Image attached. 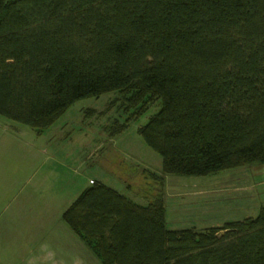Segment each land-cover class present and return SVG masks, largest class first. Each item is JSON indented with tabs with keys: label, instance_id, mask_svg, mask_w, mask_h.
<instances>
[{
	"label": "trees",
	"instance_id": "trees-1",
	"mask_svg": "<svg viewBox=\"0 0 264 264\" xmlns=\"http://www.w3.org/2000/svg\"><path fill=\"white\" fill-rule=\"evenodd\" d=\"M110 92L133 116L111 135L160 102L138 132L163 174L146 204L93 182L64 212L101 264H264V207L171 230L164 199L166 175L264 164V0H0V115L42 135Z\"/></svg>",
	"mask_w": 264,
	"mask_h": 264
},
{
	"label": "rangeland",
	"instance_id": "rangeland-1",
	"mask_svg": "<svg viewBox=\"0 0 264 264\" xmlns=\"http://www.w3.org/2000/svg\"><path fill=\"white\" fill-rule=\"evenodd\" d=\"M116 97L110 92L76 102L42 135L0 115V264H101L64 212L93 182L142 204L155 198L144 169L163 174V159L138 130L161 104L111 135L107 127L116 119L133 118L111 108ZM165 184L171 230L221 227L256 217L264 207V164L201 177L166 175Z\"/></svg>",
	"mask_w": 264,
	"mask_h": 264
}]
</instances>
